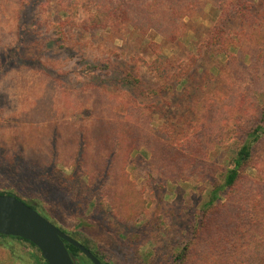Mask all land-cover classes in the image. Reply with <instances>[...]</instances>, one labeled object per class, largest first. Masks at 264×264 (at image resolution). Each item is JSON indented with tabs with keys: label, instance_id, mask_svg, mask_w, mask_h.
I'll return each instance as SVG.
<instances>
[{
	"label": "rangeland",
	"instance_id": "1",
	"mask_svg": "<svg viewBox=\"0 0 264 264\" xmlns=\"http://www.w3.org/2000/svg\"><path fill=\"white\" fill-rule=\"evenodd\" d=\"M46 2L0 0V191L11 190L36 204L44 217L74 231L78 241L109 264H174V255L191 239L209 180L189 175L164 179L143 146L131 149L106 179L97 176L94 163L89 162V170L96 173L88 174L80 166L75 170L70 159L80 131L94 121L92 102L100 99L95 85L122 86L125 79L117 71L123 64L134 65L146 85L156 87L161 81L142 55L133 59V50L141 48L126 45L127 31L113 33V46L125 51L117 59L109 39L103 42L101 34L79 29L89 15L85 7L59 16V0ZM255 2L264 12V0ZM213 12L209 4L206 14L186 19L187 31L177 48L163 47L164 55L176 61L172 72L183 76L173 92L155 99L154 126L190 112L197 100L201 106L213 93L230 98L227 108L220 100V113L226 109L224 130L232 124L251 126L264 107V62L258 54L264 27L240 35L237 54L227 60L202 46ZM108 56L118 65L98 64ZM231 154L228 146L217 147L210 149L209 160L224 166ZM44 170L57 180L42 178ZM245 173L256 176L253 165ZM39 257L27 242L0 238V264H44Z\"/></svg>",
	"mask_w": 264,
	"mask_h": 264
},
{
	"label": "trees",
	"instance_id": "2",
	"mask_svg": "<svg viewBox=\"0 0 264 264\" xmlns=\"http://www.w3.org/2000/svg\"><path fill=\"white\" fill-rule=\"evenodd\" d=\"M255 3V0H59L57 3L59 16L77 14L85 7L89 15L82 20L79 29L86 35L101 34L105 38L103 42L109 39V45L113 46L112 40L117 39L113 37L114 32L127 31L126 45H139L141 49L136 50L142 51L136 55L133 50V59L142 55L141 59L161 81L156 87L146 85L134 65L123 64L118 68L121 72L117 71L125 79L122 86H117L116 90L101 88L102 84L94 86L100 96L97 102H92L94 121L80 129L78 145L70 152L75 170L80 166L86 168L88 174L96 173L89 170L91 162L99 178H109L115 166L127 160L131 149L143 146L151 152V160L164 179L189 175L205 176L209 180L207 199L194 219L191 239L174 255V264H264V107L251 126L238 128L232 124L224 130L222 116L230 98L213 93L204 98L201 106L199 100L192 104L190 112H186L187 109L172 116L171 121L162 126L152 124L155 99L173 92L183 76L181 72H172L176 61L165 56L162 50L168 44H174L171 49L177 48V42L187 31L186 19L206 14L211 4L215 20L202 46L230 60L241 45L237 40L240 35L247 37L250 32L264 27V12ZM231 23H236L237 27ZM102 32L110 35L107 38ZM119 39L124 41V37ZM259 49L260 61L264 62V46ZM113 51L117 59L125 53L118 45ZM118 63L108 56L98 64L105 68V64L117 66ZM220 100L225 106L221 113ZM55 133H58L57 127ZM56 142L57 139L52 144L53 155L57 151ZM221 146L232 149L224 166L209 160L210 149ZM250 165L256 170L255 177L245 173ZM42 178L57 180L48 170L42 172ZM0 194L24 199L11 190L0 191ZM30 206L40 209L33 203ZM58 227L75 238L74 231ZM9 237L36 248L39 259L48 264L31 241L0 234L2 240ZM65 244L72 256L81 253L69 242Z\"/></svg>",
	"mask_w": 264,
	"mask_h": 264
},
{
	"label": "water",
	"instance_id": "3",
	"mask_svg": "<svg viewBox=\"0 0 264 264\" xmlns=\"http://www.w3.org/2000/svg\"><path fill=\"white\" fill-rule=\"evenodd\" d=\"M0 234L31 241L48 264H76L65 242L77 247L94 264H104L89 248L14 195L0 194Z\"/></svg>",
	"mask_w": 264,
	"mask_h": 264
},
{
	"label": "flooded vegetation",
	"instance_id": "4",
	"mask_svg": "<svg viewBox=\"0 0 264 264\" xmlns=\"http://www.w3.org/2000/svg\"><path fill=\"white\" fill-rule=\"evenodd\" d=\"M85 245V244H84ZM86 246V245H85ZM87 247V246H86ZM89 248V247H87ZM90 249V248H89ZM104 264H108L105 260H103L100 256L96 254L92 249H90ZM82 253V254H81ZM81 253H77L76 256H72L74 262L76 264H90L89 261H91L82 251ZM86 257V258H85ZM92 262V261H91Z\"/></svg>",
	"mask_w": 264,
	"mask_h": 264
}]
</instances>
